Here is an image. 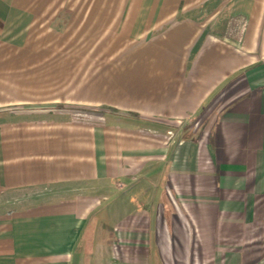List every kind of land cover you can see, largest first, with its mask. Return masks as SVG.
Listing matches in <instances>:
<instances>
[{
  "label": "crops",
  "instance_id": "crops-1",
  "mask_svg": "<svg viewBox=\"0 0 264 264\" xmlns=\"http://www.w3.org/2000/svg\"><path fill=\"white\" fill-rule=\"evenodd\" d=\"M86 1L0 0V264H264V0Z\"/></svg>",
  "mask_w": 264,
  "mask_h": 264
},
{
  "label": "rangeland",
  "instance_id": "rangeland-1",
  "mask_svg": "<svg viewBox=\"0 0 264 264\" xmlns=\"http://www.w3.org/2000/svg\"><path fill=\"white\" fill-rule=\"evenodd\" d=\"M90 1L91 0H87L86 3H89ZM65 38H66V43L64 44V46H62V44H61L60 49L62 51H64V52H73L74 46H73L72 42H70L71 41V38L70 37L69 38L65 37ZM67 39L69 40V42H68ZM80 46H81V48H83V50H85L87 52L89 50H91V48H92L91 45H89V44H81ZM97 48L99 49V46L98 45H97ZM92 50L94 51L95 49H92ZM97 62L103 64L104 60H98ZM67 82L68 81L66 80L65 81V85H68ZM57 107L70 110V113L72 114V116L74 118H83V117L88 116L90 114L91 115L101 116L105 112L104 111V108H105L104 106L96 107V110H95L94 108L82 107V106H78V105L73 104V103H64V102H52L49 105H42V106L37 107V108L38 109H43V110L45 109V110H47V109H54V108H57ZM197 125L198 124H196V125L195 124H192L191 126L194 128Z\"/></svg>",
  "mask_w": 264,
  "mask_h": 264
}]
</instances>
